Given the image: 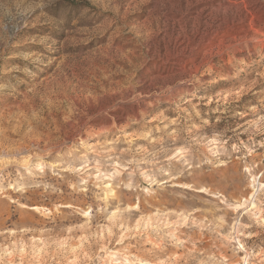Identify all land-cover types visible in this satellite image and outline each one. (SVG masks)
Returning a JSON list of instances; mask_svg holds the SVG:
<instances>
[{"label": "rangeland", "instance_id": "1", "mask_svg": "<svg viewBox=\"0 0 264 264\" xmlns=\"http://www.w3.org/2000/svg\"><path fill=\"white\" fill-rule=\"evenodd\" d=\"M40 6L112 46L0 109V264H264V0H0V46Z\"/></svg>", "mask_w": 264, "mask_h": 264}, {"label": "clouds", "instance_id": "2", "mask_svg": "<svg viewBox=\"0 0 264 264\" xmlns=\"http://www.w3.org/2000/svg\"><path fill=\"white\" fill-rule=\"evenodd\" d=\"M50 3L54 4L55 0H50ZM101 11L107 13L109 9L105 7ZM55 19L49 7L40 6L31 24L32 31L18 33L0 46V109L26 107L34 88H41L45 82L52 81L53 77L60 78L61 74L67 76L77 60L69 54L72 47L83 45L88 57H92L93 53L97 57L102 56L112 46V41L108 40L105 48L89 47L94 40H106L112 27L110 23L101 22L87 29L90 33L87 39H80L79 33L67 32L63 38L58 39L52 34L56 30ZM84 72L95 79L94 73H89L87 68ZM252 110L255 111V108ZM257 123L260 124L259 128L255 127ZM248 124L252 131L264 134V114L256 115ZM115 187L120 188V185ZM125 195L131 197L134 194ZM127 206L128 210L139 211V207L131 199ZM103 219L104 217H97L98 221ZM115 244H121V241L116 240Z\"/></svg>", "mask_w": 264, "mask_h": 264}, {"label": "bare ground", "instance_id": "3", "mask_svg": "<svg viewBox=\"0 0 264 264\" xmlns=\"http://www.w3.org/2000/svg\"><path fill=\"white\" fill-rule=\"evenodd\" d=\"M50 164H52V165H54V166H56L57 165V163H55V162H52V163H50ZM260 184V183H259ZM179 185V184H178ZM180 186V185H179ZM33 208H35V206L33 207ZM131 212V211H130ZM132 214V213H131ZM123 219H125V218H123ZM128 219H129V217H128ZM167 219V218H166ZM120 220H121V217H120ZM123 221V220H122ZM125 221V220H124ZM114 223V222H113ZM116 223V222H115ZM119 223V222H118ZM112 225V224H111ZM118 225V224H117ZM124 225H125V223H124ZM119 226V225H118ZM153 226H155V225H153ZM160 226V225H159ZM172 225H170V224H168V225H164L163 226V229L164 228H168V227H171ZM155 227H157V226H155ZM161 227V226H160ZM121 228V227H120ZM153 229V228H152ZM178 238V237H177ZM148 259V258H147Z\"/></svg>", "mask_w": 264, "mask_h": 264}]
</instances>
